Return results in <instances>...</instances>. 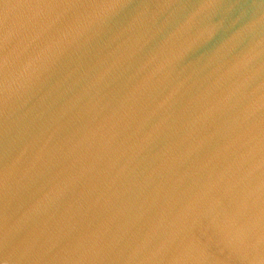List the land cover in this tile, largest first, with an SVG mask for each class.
I'll return each mask as SVG.
<instances>
[{
	"label": "water",
	"instance_id": "95a60500",
	"mask_svg": "<svg viewBox=\"0 0 264 264\" xmlns=\"http://www.w3.org/2000/svg\"><path fill=\"white\" fill-rule=\"evenodd\" d=\"M0 264H264V0H0Z\"/></svg>",
	"mask_w": 264,
	"mask_h": 264
}]
</instances>
